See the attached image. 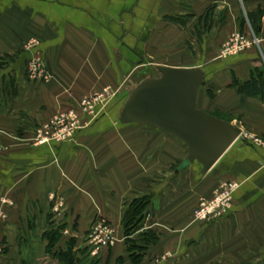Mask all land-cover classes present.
Segmentation results:
<instances>
[{
	"label": "crops",
	"instance_id": "obj_1",
	"mask_svg": "<svg viewBox=\"0 0 264 264\" xmlns=\"http://www.w3.org/2000/svg\"><path fill=\"white\" fill-rule=\"evenodd\" d=\"M257 11L263 12L258 45L216 61L212 50L218 54L237 33L239 15ZM207 13L209 25H199ZM242 30L253 33L248 20ZM29 39L39 41L48 81H27L26 55L10 67L14 75L1 74L12 83L0 89V264H40L47 245L42 235L55 224L70 235L64 241L75 238L76 249H88L95 258L88 236L100 220L114 227L118 244L100 250L96 259L130 264L124 241L132 237L123 226L137 205L139 233L158 237L141 264H264V147L251 138H239L203 176L195 167L175 173L185 147L173 137L145 126L115 125L118 103L107 107L105 125L91 123L62 142L31 140L47 116L66 113L75 101L104 89L117 93L121 76L129 81L144 66H200L209 77L198 109L239 115L240 122L230 121L241 131L246 126L262 134L264 103L241 101L233 81H247L259 66L258 54L264 57V0H0V58L14 55ZM225 181L238 186L227 213L194 221L199 201ZM33 238L41 247L29 263L21 247Z\"/></svg>",
	"mask_w": 264,
	"mask_h": 264
},
{
	"label": "water",
	"instance_id": "obj_2",
	"mask_svg": "<svg viewBox=\"0 0 264 264\" xmlns=\"http://www.w3.org/2000/svg\"><path fill=\"white\" fill-rule=\"evenodd\" d=\"M155 75L137 85L121 76L122 85L108 101L118 103L115 125H139L173 137L185 147V159L176 169L195 167L207 174L240 138L242 131L225 120L197 107L200 89L209 72L193 68L154 67Z\"/></svg>",
	"mask_w": 264,
	"mask_h": 264
},
{
	"label": "rangeland",
	"instance_id": "obj_3",
	"mask_svg": "<svg viewBox=\"0 0 264 264\" xmlns=\"http://www.w3.org/2000/svg\"><path fill=\"white\" fill-rule=\"evenodd\" d=\"M258 12L261 13V14H263L262 11H258ZM249 15L250 14H247V17L245 18L241 14L236 19L237 26L239 28L237 30L236 35L239 34L240 36H243L249 42V46H247V48L245 50H243L240 54H238L236 56H232V57H229V58L228 57L224 58L222 56L223 55L222 54V51L224 50L223 47L225 46L226 43L230 42L231 39L234 40V36L232 35L220 48H218L219 49L218 50V54H217V51L215 52L214 50H212V52L216 53V58H215L216 61H224V60L226 61V60H228L230 58L239 57V56L243 55L252 46H254V45L257 46L258 45L259 40H258L257 37H255L254 33H251V31H249V32L244 31L243 32V30H242V27L245 24V21L248 20L249 23H250V18L248 17ZM259 17H260V15H259ZM224 19L225 18H223L222 15H221V16L218 17V19H216V21H218V23H219L220 20H224ZM244 19H245V21H244ZM216 26H217V24H216ZM210 37L212 38L211 35H210ZM7 43H8V34H7V38H6V44ZM3 44H5V42ZM38 46H39V41L37 39H29V41H27V43H24L22 45V48L20 50H18L17 52H15L14 55H12V56H10V55H4V56H2L0 58V59H2V63H3V65H2L3 67H2V69H0V89H2L4 91L5 90V84L11 85V83H12L9 80H6V77L1 78L2 77L1 74H6L7 73L6 76H8V77H9V75H14L15 72H14V70H11L10 71V67L11 66L13 67L12 64L15 63V62H18V59H20L24 55H26L27 60H26V63L22 66V69H23V73L25 74V77H26L27 81H29L31 83H34V84H37L39 86H41L43 83L44 84L47 83V81H48V78H47L48 75L45 72V70H46L45 68L46 67L43 66V64H42L41 55L37 51ZM189 51H191V50H189ZM191 52L194 53V56H195L196 54H198L199 50H198V48L195 47V50H193ZM262 58H264L263 55L258 54V58H257V61L256 62L258 63L259 66H258V68H255L256 71L257 70L258 71L259 70H264V63H263L264 61H263ZM37 60H39V61H37ZM170 62H173V61L170 60ZM10 63H11V65H10ZM33 63H34V65H33ZM183 63H185V62H183ZM194 64H195V62H194ZM153 75H155V71L151 67H145V66L144 67H141L139 69V71L137 70V72H135V75H133V77H131V79L129 80V82L131 83V87H134L135 85H137L144 78H146L148 76H153ZM6 89H8V87ZM106 91L107 90L104 89V91L95 93L92 97H94V96L97 97L98 95L104 94ZM110 91H107L106 92V93L109 94L110 97H111L112 94H115L116 93V91H112L114 93H111ZM87 98H91V97H87ZM208 98L211 101V104L210 105H215L217 99L214 98L212 95L211 96H208ZM83 100H84V98H80L79 100L75 101V104L72 106V108H70L69 110H67L66 113H56V114L53 113L52 115L49 116V118L47 116V119H45V121H43L40 126H37V127L35 126V128L33 130L34 131V134H33L32 138H31L33 144H36V145L39 144L38 143V140H40L39 137L42 135L41 132H43V129H44L45 125H47L48 123L50 124L55 119H59V118H62V117H64V118H71L72 116H74L76 118V122H77L76 125H78L79 129H77L75 131L74 135H76L77 132L80 131V129H82L83 127H85V125H91V123H96L97 122V123H99L98 125H105L104 122L106 120L108 121V119H109L108 118L109 117V114L106 113V109H107L108 106L106 105L103 108V110L100 112V114H98L97 116H95V118L93 120H91V122L88 124V120H89L88 119V112L85 111V108L82 105ZM261 101L264 103V99L261 100ZM201 105H202V101L198 105L199 108L201 107ZM207 108H208V110H210L212 112V113H210L211 115H213L215 117H218V118H220L222 120H226L229 123L231 122L236 127H239L240 126L239 123H238V122L241 121V119H238L239 118V115H232L230 113L229 114L228 113L227 114L226 113H222L217 108H212V107H207ZM70 111H74V113L71 115V114H69ZM87 111H89V110H87ZM234 118L235 119L237 118V121L238 122L235 121V123H234V122L230 121V120H232ZM22 121H23V123H25V119H22ZM69 122H71V121H69ZM244 132H245V134H243ZM147 133H150V132H147ZM149 137H151V136H149ZM240 138H245V139L251 138L252 141H255L254 143L256 145L259 144L258 146L264 147V132L262 134L256 136V134H253L252 132H250L249 128L245 126V128H243V130H242V134H241V137ZM173 170H174V167L172 169H170L171 172H173ZM222 184H223L224 187H226L225 185H232L234 183L233 182H226V181L225 182H220L216 186V188L214 189L212 196L209 199H202V200H200L199 203L201 201H210V200H212L215 197V192H222V191H224V188L223 189H219ZM232 201H233V199H232ZM199 203L196 205V207H195V209L193 211V215H194V212L198 209ZM193 220L196 221V222H200V221L195 220L194 217H193ZM38 223L39 224L42 223V219ZM56 225L57 224H55V226ZM94 226L95 225H92L91 228L92 227L94 228ZM105 227L106 226L97 227V228H99V230H104ZM108 227H110V229L112 231V236L114 238V242H113L112 245H108L106 247H103V248L99 249V251L100 250L102 251V249H105V250L113 249V248L116 247V244H118L117 243V237H116L115 231H114L115 230L114 227H111L110 225ZM46 231L47 230H45V232L43 233L42 238H43V240L45 239V241L47 242V239H46L47 237L46 238L44 237L47 234ZM123 232H125L124 231V227H123ZM66 237H70V235H68V234L66 236L63 235V238H66ZM131 237L133 239L135 238V237H133V236L130 235V238ZM39 240L40 239H38V238H33L32 240H30L29 242L25 243V245L21 247L22 250H23V252L26 253L29 263H33L35 261L36 255H38L37 253L39 252V249L41 247V241H39ZM124 240H125V237H124ZM124 244H125V249L127 250L128 243H126V240L124 241ZM54 249L56 250L55 247H54ZM43 251L44 252L42 254H44V256L46 255L47 257L45 256V257L41 258L40 261H39V263L40 264H47L46 262H47L48 259L49 260L51 258L53 259L52 255H51L52 253H47L46 247H44V250ZM97 255L98 254H96V256H94V257L96 258ZM28 256H30V258ZM43 259H45L46 261H43ZM99 261H101V260L99 259Z\"/></svg>",
	"mask_w": 264,
	"mask_h": 264
},
{
	"label": "trees",
	"instance_id": "obj_4",
	"mask_svg": "<svg viewBox=\"0 0 264 264\" xmlns=\"http://www.w3.org/2000/svg\"><path fill=\"white\" fill-rule=\"evenodd\" d=\"M243 2L248 0H242ZM209 13L206 16L201 17L199 19V25L204 23L203 26L207 27ZM260 15V17H259ZM263 14L258 11L255 14H250L248 17L250 18V25L253 30L255 37L258 38L260 22ZM198 29V28H197ZM200 31V30H199ZM197 31V32H199ZM2 59H0V69H2ZM233 85L236 88V93L240 97L241 101H245L246 99H264V70H255L250 74V77L247 81L244 82H236L233 81ZM183 162V161H182ZM181 162V163H182ZM178 167L180 166V164ZM177 167V168H178ZM144 204H142L143 206ZM141 207V205H140ZM138 205L136 206V210L129 220L124 223V231L128 236L135 237L134 239L126 240L128 243L127 246V260L130 264H141L143 262L145 252L149 247L155 245L158 242V237L155 233L151 231H145L139 233V231L143 228L140 217V208ZM63 229L64 227H53L50 228L49 231H46L47 234L44 236L47 239L46 251L47 253H52V257L54 259L53 264H100L101 261L96 258H91L90 253L87 250L79 251L76 249V240L75 238H70L67 241L63 239ZM137 233V234H136ZM135 234V236L133 235ZM62 241V242H61ZM61 242V243H60ZM56 248V250L54 249ZM116 264H125V260L123 258H118Z\"/></svg>",
	"mask_w": 264,
	"mask_h": 264
},
{
	"label": "built area",
	"instance_id": "obj_5",
	"mask_svg": "<svg viewBox=\"0 0 264 264\" xmlns=\"http://www.w3.org/2000/svg\"><path fill=\"white\" fill-rule=\"evenodd\" d=\"M234 40L231 39L230 42L226 43L223 47L222 56L232 57L240 54L243 50L249 46V42L239 34H235ZM39 61V60H37ZM35 62V61H34ZM34 65V63H33ZM46 77V76H45ZM108 93L98 95L97 97L84 98L82 105L85 108V111L88 112V124L100 114L103 108L107 105L111 97ZM109 96V97H108ZM92 105V106H91ZM88 106V107H87ZM89 110V111H87ZM74 111H70L69 114H73ZM71 121V122H69ZM76 118L72 116L71 118H59L55 119L52 123L45 125L42 135L38 140L39 144H45L49 142H62L71 139L74 136V133L79 129L76 125ZM87 126V125H85ZM221 185L219 189H223L222 192H215V197L210 201H201L199 203L198 209L194 212V219L200 222H210L224 216L232 205L233 193L237 189V184ZM104 230H99L97 227H103ZM109 225L103 221H98L94 228H91L90 234L88 236V246L92 250V255H96L99 252V249L112 245L114 238L112 236V231ZM1 251V250H0Z\"/></svg>",
	"mask_w": 264,
	"mask_h": 264
}]
</instances>
